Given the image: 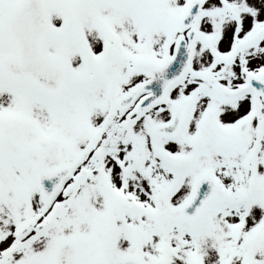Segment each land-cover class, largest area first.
Segmentation results:
<instances>
[{
    "label": "snow or ice",
    "instance_id": "snow-or-ice-1",
    "mask_svg": "<svg viewBox=\"0 0 264 264\" xmlns=\"http://www.w3.org/2000/svg\"><path fill=\"white\" fill-rule=\"evenodd\" d=\"M0 264H264V0H0Z\"/></svg>",
    "mask_w": 264,
    "mask_h": 264
}]
</instances>
